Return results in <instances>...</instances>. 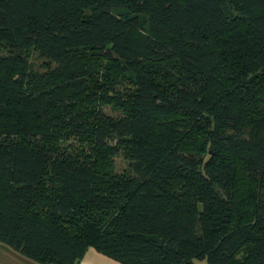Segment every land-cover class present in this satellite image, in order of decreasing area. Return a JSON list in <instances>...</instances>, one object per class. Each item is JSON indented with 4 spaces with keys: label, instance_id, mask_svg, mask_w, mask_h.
I'll return each instance as SVG.
<instances>
[{
    "label": "trees",
    "instance_id": "1",
    "mask_svg": "<svg viewBox=\"0 0 264 264\" xmlns=\"http://www.w3.org/2000/svg\"><path fill=\"white\" fill-rule=\"evenodd\" d=\"M0 244L264 264V0H0Z\"/></svg>",
    "mask_w": 264,
    "mask_h": 264
},
{
    "label": "crops",
    "instance_id": "2",
    "mask_svg": "<svg viewBox=\"0 0 264 264\" xmlns=\"http://www.w3.org/2000/svg\"><path fill=\"white\" fill-rule=\"evenodd\" d=\"M0 264H38L28 258L23 257L6 245L0 244ZM77 264H120L94 249L85 251L82 259Z\"/></svg>",
    "mask_w": 264,
    "mask_h": 264
},
{
    "label": "rangeland",
    "instance_id": "3",
    "mask_svg": "<svg viewBox=\"0 0 264 264\" xmlns=\"http://www.w3.org/2000/svg\"><path fill=\"white\" fill-rule=\"evenodd\" d=\"M36 55H32L31 59H30V63L32 65L39 67V65L41 64V61H39V59H37ZM37 61V62H36ZM108 112V108L105 109ZM116 167L119 171H121L122 169H126L127 165L124 163L122 158H116ZM194 264H208L206 260L203 261H194Z\"/></svg>",
    "mask_w": 264,
    "mask_h": 264
}]
</instances>
